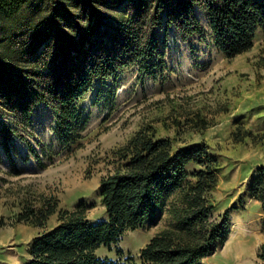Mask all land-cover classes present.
<instances>
[{
  "label": "trees",
  "instance_id": "16d2710c",
  "mask_svg": "<svg viewBox=\"0 0 264 264\" xmlns=\"http://www.w3.org/2000/svg\"><path fill=\"white\" fill-rule=\"evenodd\" d=\"M198 10L227 58L251 50L264 31V0H0V147L11 162L18 127L30 125L41 105L52 109L59 140L71 149L83 138L89 122L85 103L98 83H116L132 66L145 77L166 78L172 27L186 41L207 40ZM7 116L14 123L2 121ZM233 138H249L264 149V131L239 127ZM117 155L120 167L96 191L104 207L101 219L87 217V196L74 209L48 197L16 214L17 222L40 228L52 216L58 220L32 239L26 264H201L225 244L230 213L215 218L213 198L222 167L206 143L177 146L147 128ZM255 168L247 193L264 224V160ZM173 195L168 226L137 254L119 246L126 233L155 222ZM238 203L243 206V197ZM258 257L264 264V243Z\"/></svg>",
  "mask_w": 264,
  "mask_h": 264
},
{
  "label": "rangeland",
  "instance_id": "374dc122",
  "mask_svg": "<svg viewBox=\"0 0 264 264\" xmlns=\"http://www.w3.org/2000/svg\"><path fill=\"white\" fill-rule=\"evenodd\" d=\"M197 12L207 40L194 36L186 41L172 27L166 35V78L145 77L132 66L116 83H98L85 103L89 122L83 138L71 149L63 147L55 114L45 105L30 125L18 127L10 143L15 164L0 147V264H26L32 239L58 223L56 215L44 228L17 222L16 214L27 204L38 206L43 198L55 197L61 208L74 209L87 196V217L101 219L104 207L96 192L101 179L120 167L119 149L147 128L177 146L204 142L221 164L213 192L214 217L228 210L230 232L225 244L201 264H262L258 252L264 243L263 213L247 189L255 167L264 160V149L249 138L236 142L233 133L239 127L264 131V31L257 33L251 50L227 58L214 44L206 15ZM255 110L259 112L252 114ZM2 121L12 124L14 118ZM241 197L243 206L238 203ZM176 199L170 196L155 222L129 231L119 246L137 254L168 226L166 210ZM107 255L115 257L114 252Z\"/></svg>",
  "mask_w": 264,
  "mask_h": 264
}]
</instances>
